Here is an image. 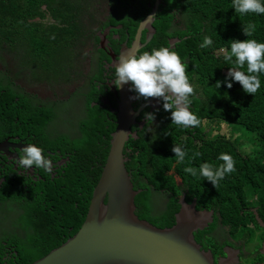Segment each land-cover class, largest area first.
Here are the masks:
<instances>
[{"label":"trees","instance_id":"1","mask_svg":"<svg viewBox=\"0 0 264 264\" xmlns=\"http://www.w3.org/2000/svg\"><path fill=\"white\" fill-rule=\"evenodd\" d=\"M26 1L31 5H25L19 11L17 0H0L1 37L10 40L14 37V32L18 35L23 31L22 35L29 41L30 46L34 39H38L42 45L41 33L44 32L46 24L41 21L46 18L59 21L60 16L66 24L62 32H67V39L77 36L79 26L70 12V7L79 8L78 0H66L65 4H58L62 0ZM45 1L49 5H44ZM155 1L108 0L112 8L120 11V14L111 16H122L123 19H113L112 22L123 25L120 33L116 30L110 31L118 34L122 43L127 38L128 44L137 38L140 45L143 42L149 43L140 47L138 54L149 51L150 47L170 46V39H180L174 51L186 63L189 80L197 84L196 95L192 96L191 102L193 113L199 118L200 124L184 129L169 123L163 117L162 126L157 131H137L138 138L130 139L128 148L132 145L135 147L132 155L133 166L127 163L126 167L131 173L134 190H142L134 199V213L138 218L148 220L158 227H171L175 223V214L180 209L178 198L184 194L188 203L195 199L196 208L214 211L213 221L194 234V239L202 250L207 247L216 248L211 234L218 223L227 227L229 234L240 233L247 240L244 228L250 223H254L264 232L256 219L257 215L264 222V73L259 74L261 86L258 92L254 96L245 93L238 82L227 77L229 68L234 65L224 60V54L230 52L231 40L234 39L249 38L264 43V14L237 13L232 0H160L159 10L154 16L155 27L160 35L150 41L144 33L140 36L137 33L140 21L143 17L146 18L144 15L153 11ZM41 6L50 8L51 15L39 12L33 18L37 21L32 24L23 19L21 13L38 10ZM247 24L256 26L251 37L243 32V25ZM205 35L210 36L213 43L202 49L199 45ZM53 37H49L48 45L56 44V37ZM96 40L101 38L96 37ZM27 53L34 58L33 61L40 70L49 67V74L46 70L39 73L41 78L50 77L53 72L51 65L54 64L59 66L56 76L66 79L69 77L68 66L71 63L64 64V56H40L36 48H28ZM76 56L77 54H72L73 58ZM9 66L7 64V69ZM5 70V67L1 68L0 72ZM35 70L32 69V72L35 73ZM241 70L246 71V66ZM226 78L231 81V88L227 87ZM217 81L221 82L219 88ZM14 98L12 88L2 82L0 135L10 128V123L13 124L17 115L18 120L24 123L41 119L46 124L54 119L46 106L28 104L24 98H21L23 103L18 101L15 106ZM97 110V107L90 108L92 114ZM84 121L81 138L72 139L64 134L58 136L57 144L65 148L73 144L76 154L67 163L69 169L61 180V190L50 188L42 193L32 187L34 192L29 198H25L26 203L18 206L15 217H10L12 222L18 223L20 232L4 230L1 234L0 264H31L49 251L62 246L83 224L109 151L108 147L96 158L99 130L101 125L105 126L102 120L93 118ZM219 123H227L228 130L220 132L215 127ZM239 126L259 140V149H255L252 154L245 152L249 145L243 148V143L233 134ZM174 144L179 145L186 153L183 163L177 162L172 151ZM221 153H228L233 157L235 171L226 174L214 188L211 182L199 175V166L207 162L218 167L223 163L218 159ZM186 167L196 168L197 176L186 173ZM11 176L0 186V202L3 204L0 205V220L9 215V209H13L10 203L18 196L22 185L13 172ZM156 193L168 197L166 204L159 205L157 209L151 203L152 196ZM262 239L264 242V237Z\"/></svg>","mask_w":264,"mask_h":264},{"label":"water","instance_id":"2","mask_svg":"<svg viewBox=\"0 0 264 264\" xmlns=\"http://www.w3.org/2000/svg\"><path fill=\"white\" fill-rule=\"evenodd\" d=\"M159 4L160 0H156L153 11L140 22L139 36L144 33L151 40L154 34L151 25ZM179 41L170 39L169 48L174 50ZM146 44L140 45L137 38L131 47L128 48L127 43L123 46L121 55L130 51L137 53V48ZM115 96L118 109H114L107 98L102 99L103 105L107 104L118 115L119 120L114 122L119 126L111 133V149L86 218L67 242L31 264H240L238 250L220 247V256L214 260L210 252L197 244L194 234L213 221L214 211L196 208L195 199L188 203L184 194L178 198L180 209L171 227H158L134 213V197L142 190L133 189L132 176L125 166L131 159L123 150L129 137L138 138L132 126L139 123V127H143L145 122L137 120L133 104L139 102L140 109L152 113L155 108H161V102L155 98L134 99L136 93L130 83L119 88ZM95 104L98 103L92 102L91 106ZM3 151H9L6 143H0V152ZM256 219L264 227L257 215Z\"/></svg>","mask_w":264,"mask_h":264},{"label":"clouds","instance_id":"3","mask_svg":"<svg viewBox=\"0 0 264 264\" xmlns=\"http://www.w3.org/2000/svg\"><path fill=\"white\" fill-rule=\"evenodd\" d=\"M232 2L233 8L237 13L264 14V2H262V0H232ZM60 3L65 4L66 0H62L58 4ZM25 5L30 6L31 4L26 0H17V9L19 11L20 8ZM44 5L49 4L45 1ZM39 12L51 15L50 8L46 7L45 9L39 8L38 10L20 13L25 21H37V19L33 18ZM110 12L113 14H120L118 9L112 7ZM148 15L149 14H147L146 17ZM46 19L48 21L45 23L46 28L44 32L41 33L43 44L41 45L38 39H34L33 45H27L26 50L27 48L32 50L36 48L40 55L54 54L57 57L64 56V64L74 61L72 57L73 53L77 54L78 57L85 54L86 47L89 45V37L78 32L76 37L67 39V32H62L66 24L62 21L61 16L59 21L55 18ZM255 28L256 26L254 24L243 25V32L247 37H251L255 32ZM22 34L23 31L19 32L17 35L18 38L27 40ZM50 36L56 37L55 45H48ZM212 43L211 37L205 35L199 47L202 49L207 48L210 47ZM148 44L149 43L145 46ZM176 44L177 43H175V45ZM20 51H22V48L18 47V53H20ZM224 60L234 65L229 68L227 77L238 82L245 93L254 96L261 86L259 74L264 73V43L249 38L245 40H231L230 52L224 54ZM113 66V83L118 89L124 84L130 83L131 90L136 93V96L133 97L134 99L142 97L145 100L149 98L162 100L163 109L171 112V122L173 125L184 129L199 126V118L190 110V97L196 95V90L189 81L187 65L182 61L179 54L170 49L169 46L150 47L149 51H144L139 54L130 51L127 54L120 55L113 62ZM245 66L246 71H242L241 69L245 68ZM225 83L228 88L232 87L231 81L227 78ZM220 84L221 82L217 81L216 85L218 88ZM144 116L148 122H153L155 119V114L151 112H146ZM147 131H152L151 127H148ZM172 151L177 157V162L183 163L186 153L182 148L174 144ZM197 155L199 154L197 153ZM218 159L223 162L218 167H214L207 162L199 166V175L211 182L214 188L218 186L219 181L224 179L226 174H231L235 171V161L230 154L221 153ZM16 164L21 169H29L34 166L35 168L43 169L47 173H52L55 167L54 162L45 157L43 149L31 143H26L25 146L20 149L18 158H16ZM184 171L191 174L193 177L197 176L196 168L186 167ZM218 225L221 224L218 223ZM225 228L228 234V229L227 227Z\"/></svg>","mask_w":264,"mask_h":264},{"label":"flooded vegetation","instance_id":"4","mask_svg":"<svg viewBox=\"0 0 264 264\" xmlns=\"http://www.w3.org/2000/svg\"><path fill=\"white\" fill-rule=\"evenodd\" d=\"M41 8L45 9L44 6H41ZM111 15H113V13L110 12L103 16L97 17L91 24L89 33L92 38L88 40L89 47L94 48V56L91 63V73L86 74L84 71L83 61L85 55L74 57V61L68 66L69 77L67 78V83L73 84L72 81L76 82L75 88L78 89L73 94L78 96L77 100L80 102V104L78 105L77 102H73L68 98L47 99V101L43 104H50L54 107V109L57 111V117L55 119H51L46 124H44L45 122H43L41 119H36V122L35 120L27 121L26 124L15 117L13 124L10 123V128L4 131V133L7 135L5 138L0 140V143H6V145L9 146V152L8 154L0 152V167L2 168V172H0V179L2 181H7V178L12 177L11 172H13L14 176H17L15 178H18L22 183L18 192V196H16L13 200V202L16 203V206L23 202L24 199L19 198V196H28L33 191L32 186L39 184L44 188H53L57 190L62 188L63 181L61 180H63L66 175L64 167L67 166V163L75 153L70 151L73 144L70 147L65 148L64 146L57 144V139L58 136L62 134L71 136L72 139L81 137V133L76 128V122L77 118H82L86 107L84 106L85 99L79 96L77 93H85L90 99L94 98V95H100L101 98L104 99L106 97L105 92L110 95L115 93L118 94V88L113 83V62L121 55L123 46L125 47V44L127 43V47L129 48L134 42V39L132 40L131 44H128V38L125 43H122L120 41L119 35L110 31L116 30L120 33L123 27L121 23L113 24L112 22L115 18H113ZM35 21L36 20H27L29 24H32ZM41 22L47 23L48 21L47 19H44ZM127 30H129V28H127ZM13 36L14 37H12L10 40L0 36V53L4 51L5 54L12 55L14 59L13 67L11 70H8L7 67H5V72H13L15 74V80H12L13 83H9L5 82L3 78L0 77V85L2 86V82L5 84H10L8 87L12 88V91L15 94V106H17L18 101L23 103L21 98H24L28 104L35 105L33 102H36V99L34 97L31 98L30 96H34L35 91L27 92L26 86L32 87L33 83H36L33 82L34 79L41 78L39 73H41L42 70H46L47 74H49V67H45L44 69L40 70L34 63V58L27 53L26 47L29 45V41L18 38L16 32H14ZM96 37L101 38V40H96ZM145 43L146 42H143V44ZM18 47L22 48L20 53H18ZM34 68L36 69L35 73L32 72V69ZM2 72H0V74ZM83 87L84 89H82ZM38 106H41V104ZM45 106L49 109L50 114L53 115V108L47 105ZM133 106L135 112H137V120L144 121L145 125L143 127H139L138 123L132 126V130L136 133L137 131L150 132L147 131V129L148 127H152V124L151 121L148 122L145 119L144 114L147 112L146 109H140L139 102L134 103ZM15 112L16 109L14 108L13 113ZM26 143L35 144L36 146L43 149V154L45 157L51 159L55 164L52 173H47L43 169L35 168L34 166L29 169L19 168V166L16 164V158H18L20 149L25 146ZM134 148L135 147L133 145L127 148L126 155L132 156ZM130 166L132 167L133 165L130 164ZM37 182L40 183L36 184ZM10 207L13 209H9L8 214L12 215V212L15 211V208L11 205V203ZM0 221H4V219ZM234 235L236 234L218 232L217 229H215L211 234V236L215 237L216 239H232ZM245 239H249V237L246 236ZM233 241L238 242L235 240ZM221 246V248H223L225 246H233V244L226 242L221 244ZM203 250L205 252L211 251L210 253L212 254L214 260L220 256L218 255L220 252L215 250L212 251L210 247H207V249ZM262 251H264L263 239L261 240L259 248L255 252L256 257L253 258L255 259V264H264V252L262 253ZM3 258L5 259V257Z\"/></svg>","mask_w":264,"mask_h":264},{"label":"rangeland","instance_id":"5","mask_svg":"<svg viewBox=\"0 0 264 264\" xmlns=\"http://www.w3.org/2000/svg\"><path fill=\"white\" fill-rule=\"evenodd\" d=\"M78 1L80 3V7L79 8L75 7V6L70 7V12L74 15L75 21L79 26V33L86 35L87 37H89V39H91L92 36H90L89 32L91 29L92 22L97 17H100V16H103L107 13H110L111 4H109L108 0H78ZM113 18H115L117 20H121L122 16H113ZM144 19H145V17H143L142 21ZM155 20H156V18H155ZM142 21H140V22H142ZM151 27L154 30V34L151 38V40H153L160 35V32L155 27V21L152 23ZM132 45H133V43H132ZM139 49H140V47H139ZM139 49L137 48V50H136L137 53H138ZM84 55H85L84 61H83L84 71L86 74H90L91 73V63L93 61V56H94V48L89 47V45H88L86 47ZM0 56L2 57V58H0V69L6 67L7 64H9L10 66H9L8 70H11L13 67V63H14V59H13L12 55L11 54H5L4 51H2V53H0ZM51 68H53V72H51L49 78H47V79H41V78L34 79L33 82H36V83H33L32 87L26 86V90H27V92L35 91L34 96L30 95L31 98L34 97L36 99V102H33L35 104V106H38L39 104H41V106L47 105V106H50L51 108H53V115H54V119H55L57 117V111L54 109V107L51 106L50 104H43L47 101V99H54V98L66 99V98H68L73 102H77L78 105L80 104V102L77 100L78 96L73 94L78 89V88H75L76 82L72 81L73 84H68L66 78L56 76V73L59 70L58 65H56V64L51 65ZM5 71H3V72L1 71L2 73L0 74L3 76L2 77L3 80L5 82H9V83L12 82L13 83L12 80H15V74L11 71H7V72H5ZM190 82L192 83V85L195 88L197 87V84L195 82H193V81H190ZM9 83H7V84L4 83V84H5V86L8 87L10 85ZM82 89H84V87ZM77 94L85 99L84 106L86 107L85 113L83 114L82 118H77V122H76L77 130H79V132L81 133V137H82L83 136L82 126L85 125L84 119H89V120H93V118L101 119L102 123H104L105 126L101 125V128L99 130V145L96 149L95 154H96V158H97L99 155L103 154L104 151L109 147V151H108V155H109V152L111 149V140L113 139V135H111V133H114L119 126V123L114 122V121L119 120L118 115L116 113H114L113 111H111L107 104L103 105L104 101L102 100L100 95H94V98L90 99L85 93H77ZM105 94H106L105 98H107L109 100L111 106L114 109H118L119 103L116 99L115 94L110 95L106 92H105ZM191 99H192V97H190V100ZM92 102H95L98 104L91 106ZM160 102H161V108L157 107L152 112L155 114V119L153 122H151L152 131H150V132H155L158 130V128H160L162 126L161 119L163 117L166 118V120H168L169 123H172L171 122V112L165 111L163 109V101L160 100ZM99 104H101V105H99ZM93 107L98 108V110L94 114H92L90 112V108H93ZM193 109L194 108H193V105L191 102L190 110L192 112H194ZM17 118L19 119L18 115H17ZM144 125H145V123H144ZM215 127L220 132H226L229 128L227 123H224V124L219 123V124L215 125ZM239 127L240 128H237L233 132V134L236 137V139L240 140L241 143H243V148L247 147L249 145V147H247L245 149V152L247 154H252L255 151V149H259V140L254 138L255 135L248 132L242 126H239ZM135 134L137 135L136 132H135ZM6 135L7 134L2 133L0 135V140L2 138H5ZM131 138H134V137H129L128 140L125 141L124 150H123L124 155L126 154V149L128 148V143H129ZM73 146L74 145H72V148L70 149V151L75 153V148ZM8 152L9 151H3L1 153H7L8 154ZM74 155H76V154H74ZM108 155H107V158H108ZM130 159L131 160L125 162V166L127 163L132 164V156H130ZM106 161H107V159H106ZM137 165H139V164H137ZM68 169H69V167L66 166L65 171L67 172ZM126 169H127V167H126ZM102 172H103V170H102ZM101 175H102V173H101ZM8 179H10V178H7V180ZM131 180H132V177H131ZM6 182L7 181H2L0 179V186H3V184ZM38 183H40V182H37L36 184H38ZM32 187L39 189L42 193L44 190L47 191V189H50V188L41 187L39 184L36 186H32ZM134 191H136V190H134ZM33 192H34V190L28 196H19V198H24V199H23V202L18 204V206L26 203L25 198H29V196H31V194ZM135 197H134V199H135ZM167 198L168 197L165 194H161V193L153 194L152 202H151L152 206L155 209H157L159 205L164 206L167 202ZM0 205H3V204L0 202ZM11 205L15 208V211L12 212V215L11 214L7 215V217H5V219H4V221H0V236H1L2 232H4V230H5V232H15V233L20 232L18 223L12 222V220L10 218V216L13 218L17 215V211L19 208H18V206H16V203L13 201L11 202ZM216 229L218 230V232L226 233V228L222 227L221 225H217ZM244 232H246L249 239L244 240L243 239L244 236H240V233H238V234L234 235L232 238L233 240L238 241V242H234L232 239H222V238L216 239L215 237H212L213 238L212 243L216 248L210 247L211 250L212 251L215 250V251L219 252L220 247H222L221 244H224L226 242L232 243L234 247L233 246H225V247L232 248L234 250H238L241 252V254L238 255V259H239L240 264H255V259H253V258L256 257L255 252L260 246L261 240L264 237V232L262 229H259L254 223H250L248 226H246L244 228ZM263 252L264 251H262V253ZM218 255H219V253H218Z\"/></svg>","mask_w":264,"mask_h":264}]
</instances>
